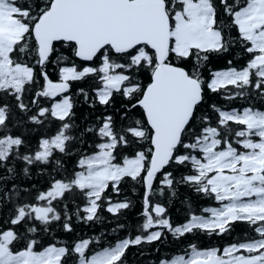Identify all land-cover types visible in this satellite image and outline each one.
Segmentation results:
<instances>
[{"label":"snow or ice","instance_id":"obj_1","mask_svg":"<svg viewBox=\"0 0 264 264\" xmlns=\"http://www.w3.org/2000/svg\"><path fill=\"white\" fill-rule=\"evenodd\" d=\"M0 264H264V0H0Z\"/></svg>","mask_w":264,"mask_h":264}]
</instances>
